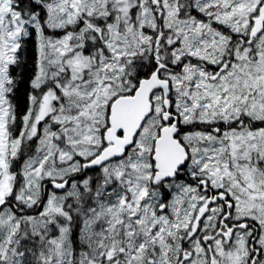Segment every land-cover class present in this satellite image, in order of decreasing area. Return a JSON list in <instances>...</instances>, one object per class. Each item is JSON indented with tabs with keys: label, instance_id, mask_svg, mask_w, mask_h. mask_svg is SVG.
I'll return each instance as SVG.
<instances>
[{
	"label": "snow or ice",
	"instance_id": "obj_1",
	"mask_svg": "<svg viewBox=\"0 0 264 264\" xmlns=\"http://www.w3.org/2000/svg\"><path fill=\"white\" fill-rule=\"evenodd\" d=\"M0 264H264V0H0Z\"/></svg>",
	"mask_w": 264,
	"mask_h": 264
}]
</instances>
